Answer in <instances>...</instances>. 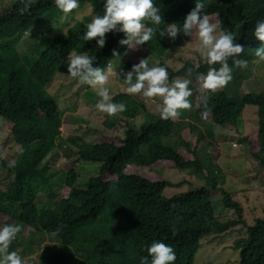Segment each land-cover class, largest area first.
Listing matches in <instances>:
<instances>
[{
  "label": "trees",
  "instance_id": "16d2710c",
  "mask_svg": "<svg viewBox=\"0 0 264 264\" xmlns=\"http://www.w3.org/2000/svg\"><path fill=\"white\" fill-rule=\"evenodd\" d=\"M204 2L209 18L222 21L221 27L234 34L236 43L245 46L241 58L248 61V66L246 69L233 67V77L245 73L259 61L255 50L262 42L253 37V30L256 21L264 19V0ZM5 3L6 0H0V118L9 122L13 141L21 147L14 164L0 157V174L4 169L10 172L0 175V226L10 224L18 209L21 226L9 250L14 251L23 231L29 230L33 234L31 237L42 234L56 241L57 246H46L52 252L49 264H139L140 257L148 255L146 247L153 241L173 247L176 253L174 264H194L205 237H210V243L225 244L238 235L233 246L236 264H264V218L248 225L243 204L223 189L224 182H219L218 167L209 168L205 161L198 159L196 152L205 140L199 126H189V132L196 137L195 145L187 140L188 128L179 136L181 139L175 149L165 144L176 136L178 123L189 122L186 120L187 110H192L197 99L203 107L195 110L192 120L203 127L235 130L247 145L250 158L261 155L263 160L259 165L264 170V93L240 96L235 94L237 89L231 94L220 89L215 93L203 89L199 100L197 89L202 86L196 74L206 73L209 68L204 57L197 66L183 61V68L177 71L165 62L174 51L167 47V35L160 37V32L167 28V24H182L194 8L195 0H155L163 23L156 27L154 38L140 46L137 54L130 61L121 63L117 71V75L122 76L123 85L127 86L122 73L130 70L141 58L147 57L152 64L159 62L166 67L171 78L182 77L191 68V77H185L191 79L192 94L188 98L191 108L180 110L179 117L161 119L159 106L151 114L145 109L148 98L128 94L125 88L119 89L113 102L126 105V110L120 113L123 120L95 107L100 113L99 127L85 129L64 141L60 128L65 114L59 111L58 102L48 88L57 75L69 77L77 84V78L67 72L69 60H65L73 51L96 57L94 66L115 74L111 59L124 57L128 47L119 44L124 34H106L105 46L97 48L95 39L82 40L87 31L85 25L72 24L66 34L58 35L29 68L17 51L16 43L31 33L55 4L52 0H15L11 7H7ZM79 3L91 5L95 16L103 15L104 0H79ZM22 8L27 11L22 13ZM187 38L198 39L195 33ZM182 40L178 37L176 42ZM2 41L11 49L2 47ZM166 52L168 54L164 56ZM229 65L232 66L231 60ZM215 67L219 68V65ZM86 86L81 83L75 90ZM245 108L255 111L252 124L257 129L255 139L245 137L244 127L238 126ZM139 113L150 120L136 126L130 121ZM59 142L63 146H74L75 155L84 165L85 162L100 164L99 172L96 170L94 175L84 178L72 168L62 174L60 180L66 184L67 195L57 200L50 187L47 192L49 205L43 207L35 204L38 194L49 187L41 168L55 154ZM211 147L213 145L209 149ZM215 148L218 147H214L216 155L218 150ZM181 149L197 158L186 159ZM157 168L206 174L207 183L165 198L162 192L167 183L152 175ZM75 182L85 187L75 188ZM218 189L224 207L233 212V217L228 220L215 214L212 193ZM238 225L241 229H237ZM58 227L60 231L53 236L52 232ZM24 264L36 263L24 261Z\"/></svg>",
  "mask_w": 264,
  "mask_h": 264
},
{
  "label": "rangeland",
  "instance_id": "374dc122",
  "mask_svg": "<svg viewBox=\"0 0 264 264\" xmlns=\"http://www.w3.org/2000/svg\"><path fill=\"white\" fill-rule=\"evenodd\" d=\"M15 0H6L7 7H11V3ZM95 16L91 5L86 3H80L78 9H74L72 13L64 14L52 6L43 16L40 24L33 29L29 34H25V37L21 42L16 43V49L21 54L24 63L30 68L36 60L43 54L51 45L52 41L58 35L66 34L68 28L75 23L83 24L87 27ZM182 37V41L176 42L165 39L168 49L174 51L173 54L165 59V62L173 70H181L184 66L183 61L198 65L200 58L203 56L198 51L199 40H188L187 37L179 34L177 36ZM176 38V39H177ZM1 46L11 49L8 43L2 41ZM137 50L127 49L123 58L113 57L111 59L112 69L115 72L109 79L107 86L112 96L116 95L119 89H123L127 86L123 85L122 76L117 75L118 67L121 63L130 61L138 52ZM71 54V53H70ZM70 54L66 57V61L70 60ZM168 53L164 56H166ZM110 64V65H111ZM249 70L243 74L234 76L233 79L222 89L224 92L232 93L235 90V94L243 96L247 93L252 95H258L264 93V62L258 61L255 65L248 68ZM186 77V72L182 78ZM171 78V77H169ZM177 77H172L174 80ZM71 78L57 75L50 87L49 93L54 96L58 102L59 111L65 114L63 118L64 124L60 128L62 140H66L70 137H75L76 134L82 132L85 129H95L99 127L100 113L95 109V101L100 98L97 96V89L87 85L86 87L75 90L76 86L81 82L76 79L75 82L70 81ZM203 88L197 89L199 100L202 98L201 92ZM161 103L160 98H153L145 104V109L149 114L153 112L155 107ZM203 107L199 101H197L189 112L187 110L186 120L189 122H181L177 124L178 132L175 137L165 144L170 145L172 149H175L181 139V133H184L186 128L187 140L192 145L196 144V137L189 132V126L197 125L200 128V133L205 138L204 141L198 147L196 155L198 159L205 161L207 167H218L220 171L219 182H224L223 189L229 192L235 200H239L244 206L245 218L247 224L254 225L257 219L264 218V170L259 165V162L263 160L261 155L255 158H250L247 152V145L243 142V138L228 128L223 129L215 126L213 129L209 127H203L201 124L194 122L192 116L195 110ZM192 113V114H191ZM255 111L252 108H245L239 118L238 126L244 127L243 134L245 137L255 139L257 129L252 125L254 123ZM191 116L189 117V115ZM114 118L123 120V114L117 113L113 115ZM150 118L142 113H139L131 123L136 126L148 121ZM179 124H182L179 125ZM77 128V129H76ZM79 141H76V144ZM88 145L90 143L84 142ZM213 145L209 149V146ZM217 146L218 154L215 155L214 147ZM21 151V147L14 143L12 133L10 131L9 123L0 118V153H3L7 163L14 164L18 154ZM183 156L188 160H195L197 157L190 155L186 150L181 149ZM76 148L74 146H63L61 142L58 143L55 154L50 157L46 164L42 166L41 171L49 182V187H46L44 192H40L35 201V204L46 206L48 204V194L50 187L54 190L57 200L64 198L67 195L68 190L66 184H63L60 180L62 174L68 173L72 168L78 172L82 177H90L95 174L96 170L99 172L100 164L88 163L79 160L75 155ZM88 165V166H87ZM82 171V172H80ZM6 169L2 171L0 175L9 174ZM152 175L159 177L167 183L166 188L162 192V196L170 198L171 196L184 193L192 190L194 186H201L207 183L206 174H189L188 171H179L171 168L167 169H154ZM223 185V184H220ZM219 186V185H218ZM75 188H84V184L75 182ZM223 196L218 189L212 193V201L215 208V214L222 220H228L233 217V212L226 209L223 205ZM38 201V202H37ZM17 210L16 215L11 218L10 224L19 225ZM237 229H241V225H238ZM236 231V230H235ZM231 233L233 231H230ZM31 231H23L20 237V243L14 250L20 255L23 261L34 262L36 264H49L52 252L50 247L57 246L56 241L51 239L47 235L37 234L31 237ZM228 234V233H227ZM238 240V235L232 237L230 241L225 244L210 243V237H205L201 243V249L198 252L194 264H236L237 255L233 250V246ZM13 243V242H12ZM12 245V244H11ZM10 245V246H11ZM239 259V253H238Z\"/></svg>",
  "mask_w": 264,
  "mask_h": 264
},
{
  "label": "clouds",
  "instance_id": "9594fccd",
  "mask_svg": "<svg viewBox=\"0 0 264 264\" xmlns=\"http://www.w3.org/2000/svg\"><path fill=\"white\" fill-rule=\"evenodd\" d=\"M52 2L64 14L72 13L74 9L80 7L79 0H52ZM205 8L204 0H195L194 8L185 16L183 23L167 24V28L160 32V37L167 35L170 41H175L179 34L185 37L196 34L199 40L198 51L209 65L206 73L196 74V79L201 82L203 89L215 93L233 79V67L246 69L248 61L241 58L245 46L236 43L234 34L221 27L222 21L219 19L212 21L205 13ZM25 11L26 8L21 9L22 13ZM162 23L160 9L155 6V0H104L103 15L94 16L87 27L85 26L87 31L83 33L82 40L95 39L96 47L103 48L106 44V34L123 33L124 38L119 40V44L137 50L154 38L156 27ZM253 37L262 42L255 50V56L259 61L264 62V19L256 21ZM113 55H116L114 50ZM95 60L96 57L92 55L73 51L67 63V72L82 84L97 89L96 94L100 99L95 107L99 111L108 115L124 112L126 105L113 102L109 88L105 87L109 76L114 73L94 66ZM229 60L232 66L229 65ZM217 64L219 68L215 67ZM192 72L190 68L186 75L191 77ZM122 75L128 94L160 98L161 119L179 117L180 110L191 108L188 99L192 94L189 87L191 79L177 77L170 81L166 67L161 66L159 62L152 64L147 57L141 58ZM0 157L6 159L3 153H0ZM20 231V225L0 226V264H24L17 252L9 250ZM59 231L58 227L52 235H57ZM146 252L148 255L141 256L139 264H174L176 260L173 247L161 241H153L146 247Z\"/></svg>",
  "mask_w": 264,
  "mask_h": 264
},
{
  "label": "crops",
  "instance_id": "0c3cea01",
  "mask_svg": "<svg viewBox=\"0 0 264 264\" xmlns=\"http://www.w3.org/2000/svg\"><path fill=\"white\" fill-rule=\"evenodd\" d=\"M182 152V151H181ZM183 153V152H182Z\"/></svg>",
  "mask_w": 264,
  "mask_h": 264
}]
</instances>
